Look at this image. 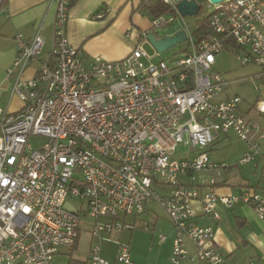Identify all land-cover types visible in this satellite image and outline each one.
I'll list each match as a JSON object with an SVG mask.
<instances>
[{
  "label": "built area",
  "instance_id": "2783aa9c",
  "mask_svg": "<svg viewBox=\"0 0 264 264\" xmlns=\"http://www.w3.org/2000/svg\"><path fill=\"white\" fill-rule=\"evenodd\" d=\"M52 1L49 52L42 27L28 41L16 37L8 75L23 106L13 112L0 106V264H53L62 248L77 245L82 215L95 220L86 264H110L102 236L135 227L128 218L144 215L151 202L165 209L174 226L173 262L189 256V240L196 259L221 264L215 230L193 221L194 204L219 219L218 204L244 203L264 220V194L246 188L219 196L215 183L202 193L179 176L194 181L195 172L219 174L228 167L208 152L221 132L245 144L241 162L264 159V123L241 111L240 96H222L227 81L214 71L218 53L229 49L243 65L256 64L264 73V0L208 1V34L195 36L183 18L187 44L172 62L153 61L144 49L147 36L124 59L87 61L67 31L73 0ZM137 1L143 11L148 0ZM162 1L176 9L174 0ZM176 18H153L152 33ZM35 61L34 74L26 76ZM254 111L264 117V98ZM180 143L189 152L173 158ZM162 185L175 188L161 194ZM117 261L134 264L128 244L119 243Z\"/></svg>",
  "mask_w": 264,
  "mask_h": 264
},
{
  "label": "crops",
  "instance_id": "0c3cea01",
  "mask_svg": "<svg viewBox=\"0 0 264 264\" xmlns=\"http://www.w3.org/2000/svg\"><path fill=\"white\" fill-rule=\"evenodd\" d=\"M139 5L140 2L137 0H74L70 9L67 31L72 43L78 48L83 58L90 62L96 58L116 61L129 55L143 36L152 33V26L149 23L150 21L152 23L153 18L148 16L145 10H138ZM55 13L56 4L52 0H6L0 9L1 107L13 112L23 106L19 97L11 92L13 79L9 78L8 75V70L13 65L17 55L18 40L16 37L20 35L23 40L28 41L42 27L45 53H48L53 42ZM154 33H160V30ZM166 34L169 33L161 32L160 35ZM146 43L148 42H145L144 45ZM36 68L37 66H30L26 76H32ZM249 111L252 112V109ZM255 113V117L250 118L264 123V117H260L257 112ZM209 148L210 154L211 149ZM245 151L246 146L240 151L238 157L239 164L244 165V169L232 176L235 185L226 181L215 182L213 188L217 195L230 196L246 188H252L264 194V159L257 157L252 161L243 163L240 160ZM197 186L203 193L208 191L211 185L205 183ZM153 203L156 202L147 205V211L142 215L143 217L153 212L152 207H150ZM194 207L196 215L193 221L200 226H211L215 230L216 245L224 257L221 264H264V220L257 216L251 206L238 203L233 208H227L223 204H218L216 210L220 215L219 219L205 214L199 203H195ZM144 219L135 220L137 221L135 225L138 224L141 228L148 229L147 232H153L157 225L159 226L158 216L154 217L152 228ZM143 224L148 227H144ZM171 225L170 228L162 227L166 235H163L165 239L161 240L160 238V241L164 242L163 247L168 244V253L172 255L176 234L172 223ZM134 235V230L124 229L115 230L102 236L100 240L102 254L110 264H122L117 261L119 243H126L131 249ZM90 243L91 235L89 232V244L85 250L86 256L82 259L73 257V253L80 251L79 242L76 249H66L71 254L69 261L72 256L75 260L86 263ZM187 247L189 256L183 259L180 264L183 261L185 264H204L195 258L196 247L189 240H187ZM130 251L134 264H145L144 255L140 248L135 247ZM57 256L53 264H57Z\"/></svg>",
  "mask_w": 264,
  "mask_h": 264
},
{
  "label": "rangeland",
  "instance_id": "374dc122",
  "mask_svg": "<svg viewBox=\"0 0 264 264\" xmlns=\"http://www.w3.org/2000/svg\"><path fill=\"white\" fill-rule=\"evenodd\" d=\"M201 5V10L195 16L185 17V22L189 26L191 31H195L198 27L199 20L204 19L210 13V9L207 7L208 0H198ZM150 26L152 23L150 21ZM184 28L183 18L179 15L175 19L173 25H168L162 29L161 32H167L174 34L178 30ZM186 42L178 43L170 49L159 54L155 48L148 42L144 45V49L147 53L152 56L154 62L159 60H166L167 62L175 61L181 54V50L186 47ZM37 62H32L30 66H37ZM214 71L222 74L223 79L227 81V86L222 96H234L238 95L242 98L241 111L247 117H255V111L253 110L254 105L259 99L264 98V73L256 64L243 65L235 56L234 52L229 49H224L217 55V64L214 66ZM252 109V112L249 110ZM39 140L36 138L32 139V142ZM245 144L241 142L234 133H223L221 132L218 139L214 141L212 146L209 148L212 160L216 164H224L228 166L226 169H222L218 174V171L212 172H195L194 178L187 175H180L179 180L181 183L186 185H198L208 184L209 186L213 183H222L224 181L229 184H234V178L232 177L236 173H239L241 169H244V165L239 164L238 157L240 151L244 148ZM189 152V146L180 143L173 153V158H183L187 156ZM209 152V151H208ZM196 154L195 152L192 155ZM242 159V158H241ZM241 161V160H240ZM249 165V164H248ZM247 166V165H245ZM231 167V168H229ZM175 186L162 185L157 186L158 193L167 194L170 193ZM74 204H79L78 199H71ZM152 211L148 216H130L127 223L131 226L137 221L145 218L144 221L149 223L150 228L154 224V217L158 216L157 228L153 232H147L148 229L141 228L138 224L132 226L129 230H134V238L131 242V249L140 248L144 255L145 264H177L171 260V253H168V244L163 247L164 242L160 241L161 235H166L162 227L170 228L171 223L169 217L164 208L158 203L150 205ZM152 213V214H151ZM95 220L92 217L81 216V237H80V251L73 253L74 258L82 259L85 255V250L89 244V232L92 228ZM64 249V250H63ZM130 249V250H131ZM60 256H57V264H67L69 256L71 255L65 248L61 249ZM131 252V251H130ZM56 258V257H55ZM54 258V260H55ZM181 264H185L183 261Z\"/></svg>",
  "mask_w": 264,
  "mask_h": 264
},
{
  "label": "water",
  "instance_id": "95a60500",
  "mask_svg": "<svg viewBox=\"0 0 264 264\" xmlns=\"http://www.w3.org/2000/svg\"><path fill=\"white\" fill-rule=\"evenodd\" d=\"M176 2V9L178 14L185 18L187 16H195L201 10V5L198 0H174ZM213 4H218L224 0H208ZM186 33L184 30H179L174 34H166L164 36L159 33H150L147 36L148 42L155 48L157 53L161 54L164 51L170 49L178 43H182L185 40ZM66 206L75 211V208L68 202Z\"/></svg>",
  "mask_w": 264,
  "mask_h": 264
},
{
  "label": "trees",
  "instance_id": "16d2710c",
  "mask_svg": "<svg viewBox=\"0 0 264 264\" xmlns=\"http://www.w3.org/2000/svg\"><path fill=\"white\" fill-rule=\"evenodd\" d=\"M5 2H6V0L1 1L0 9L5 4ZM73 2H74V0L72 1V4H73ZM142 6L144 7V10L147 13V15L150 16L151 18H155V17L162 16V15L163 16H174V17L178 16L176 9L172 5L167 4V3L163 2L162 0L144 1V2H142ZM209 30H210L209 18H208V16H206L204 19L199 20L198 27L194 31V35L197 37H201V36L207 35ZM78 242H77V245H78ZM74 248L76 249V246ZM74 248H73V250H74ZM75 262H78L80 264H86L85 262L82 263V262H79L78 260H75L71 256L69 264H76Z\"/></svg>",
  "mask_w": 264,
  "mask_h": 264
}]
</instances>
